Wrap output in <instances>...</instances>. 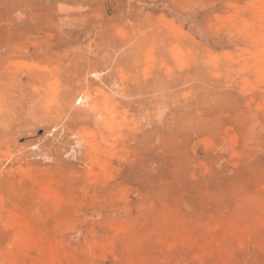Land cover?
<instances>
[{"label": "rangeland", "instance_id": "rangeland-1", "mask_svg": "<svg viewBox=\"0 0 264 264\" xmlns=\"http://www.w3.org/2000/svg\"><path fill=\"white\" fill-rule=\"evenodd\" d=\"M260 1L0 0V264H264Z\"/></svg>", "mask_w": 264, "mask_h": 264}, {"label": "bare ground", "instance_id": "bare-ground-1", "mask_svg": "<svg viewBox=\"0 0 264 264\" xmlns=\"http://www.w3.org/2000/svg\"><path fill=\"white\" fill-rule=\"evenodd\" d=\"M260 1V0H259ZM253 7L251 8L253 14L256 16V21H255V26H254V31L255 32H262L264 31V0H261L260 2L258 3H254L252 5ZM254 42L257 46V51L255 52V68H256V72H257V76L259 79H263L264 78V38L263 37H260V36H256L255 39H254ZM80 96V101H85V104L87 106H90L89 108H94L96 107L97 103L95 101V99L93 98V96L90 94V93H80L79 94ZM72 97V96H71ZM77 100V99H76ZM109 107H112V105L110 104V102H107L106 103V110L109 109ZM117 111V110H116ZM84 110H76L75 114H81L83 113ZM101 121L99 122V124L101 122L103 123H106L107 122V119L103 118V119H100ZM109 136V135H108ZM111 137V136H109ZM109 137H105L104 140H109ZM103 160L102 159H98L96 161V163H98L99 165H101L104 169L107 170V167H108V164L106 162H102ZM22 163V161H21ZM1 164V163H0ZM29 171V170H28ZM5 172V171H4ZM10 174V173H9ZM25 174V173H24ZM4 177V176H3ZM27 177V176H26ZM39 177V176H38ZM28 179H31V181H33L32 183H35V184H38V186H40V192H39V196L40 197H44L46 199H52V202L53 200L54 201H60L61 199L59 198V195H58V192H57V188L54 187V185H50L48 183H41L37 180V178H31L30 176L28 177ZM41 180V179H40ZM30 181V180H29ZM1 182V181H0ZM18 182V181H17ZM50 183V182H49ZM53 184V183H52ZM37 186V187H38ZM39 188V187H38ZM6 190V189H5ZM11 191V190H10ZM17 190H13V194L15 195H18L19 194L16 192ZM26 191V190H25ZM4 195V194H3ZM10 195V194H9ZM25 195V194H24ZM5 197V196H4ZM13 197V196H11ZM22 197V196H21ZM18 198V197H17ZM20 199V198H19ZM28 201V200H26ZM45 201V199H44ZM13 202V201H12ZM11 202V203H12ZM32 202V201H31ZM49 202V201H48ZM10 203V204H11ZM46 204H48L47 202H45ZM20 204V203H19ZM25 206V205H24ZM28 208H20V206L18 204H16L15 202L12 203V205L8 206V203L5 202V200L0 197V217L1 219H3L2 222H4V228L5 230H13L16 232V235L17 237H20L23 241V244L26 243V241L28 240V238L31 236L32 232L33 231V226L30 221H29V216L28 214H30V209L31 207L29 208V206H27ZM32 214V213H31ZM0 219V220H1ZM3 225V224H2ZM1 225V226H2ZM35 228V227H34ZM36 232V231H35ZM39 234V232H38ZM15 237V236H13ZM32 238V237H31ZM15 239L13 238V241ZM18 241V239H16ZM7 241V240H6ZM33 241V240H32ZM21 242V241H20ZM28 242V241H27ZM18 242H16L17 244ZM19 244V243H18ZM18 244H17V247L15 245V247L18 249ZM22 244V245H23ZM28 244V243H27ZM21 246V245H20ZM2 248V247H1ZM15 248V249H16ZM24 248V247H23ZM25 248H28L25 246ZM20 249V248H19ZM1 250V249H0ZM22 250V248H21ZM28 250V249H26ZM31 250V249H30ZM20 250H18L19 252ZM16 252V253H18ZM28 252V251H27ZM14 253V252H12ZM26 253V252H25ZM24 253V254H25ZM10 253H8L7 255L9 256ZM19 256H20V253H18ZM17 254V255H18ZM23 254V253H22ZM23 254V255H24ZM29 254V253H28ZM49 254V253H48ZM15 255V254H14ZM12 256V254H11ZM27 256V255H26ZM25 256V257H26ZM22 257V256H20ZM19 257V258H20ZM17 258V256L15 257ZM7 259V258H6ZM8 260V259H7ZM17 260V259H16ZM49 260V259H48ZM9 261L12 262V260L10 259ZM17 262V261H16ZM48 262V261H47ZM13 263V262H12ZM53 264V263H52Z\"/></svg>", "mask_w": 264, "mask_h": 264}]
</instances>
